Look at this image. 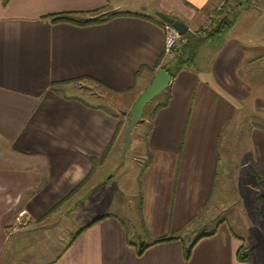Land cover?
Returning <instances> with one entry per match:
<instances>
[{
  "label": "crops",
  "instance_id": "crops-1",
  "mask_svg": "<svg viewBox=\"0 0 264 264\" xmlns=\"http://www.w3.org/2000/svg\"><path fill=\"white\" fill-rule=\"evenodd\" d=\"M2 1L0 264H264V216L255 206H264V0H232L223 12H237L232 24L198 40L193 61L170 79L168 100L136 152L144 159L138 240L117 216L95 214L66 242L58 237L57 254L43 262L22 258L30 237L58 228L72 206L109 181L97 182L99 170L117 161L129 109L167 59L153 12L192 31L215 0ZM95 11L118 13L88 24L50 21ZM91 79L123 96L122 109L74 94V82ZM227 183L231 191L214 198ZM211 219L201 231L210 234L185 259L201 233L188 227ZM160 236L174 239L139 255L127 242Z\"/></svg>",
  "mask_w": 264,
  "mask_h": 264
},
{
  "label": "rangeland",
  "instance_id": "rangeland-1",
  "mask_svg": "<svg viewBox=\"0 0 264 264\" xmlns=\"http://www.w3.org/2000/svg\"><path fill=\"white\" fill-rule=\"evenodd\" d=\"M230 3H232V0L229 2V5ZM224 8L222 9L224 10ZM209 26V22L205 19L203 25H200L196 30L193 29L190 32L194 37L201 40L204 39V35L206 34L205 30L209 29ZM168 57L166 56V58ZM72 85V91L77 90L74 94L77 92L81 94L85 93L87 97V93H92L99 98L98 100L96 98L94 99L95 103L107 108L109 107V109L111 107L115 112L122 109L119 107L122 105L120 102L123 101V96L120 95L118 97V95H112L92 81L80 80L74 82ZM55 89L57 90V87ZM63 90V92L68 93L67 91L69 89L65 88ZM165 100L166 92L164 89L142 108L141 120L134 125L130 132L132 143L125 151L124 156L120 158L118 155V159L115 162L106 161V164L99 170L100 177L102 176L104 179H100L97 182L106 181L107 176H110L109 181L101 184L97 192L88 195L87 198L85 196V199L83 198L78 204L72 206L66 214L67 216L64 221L57 226L58 228L53 227L50 231L46 230L49 231L48 233L43 232L44 229H42L32 235L33 237H30L29 241L31 247L26 248L28 252L24 253L25 256L22 257L23 259L27 260L33 255L39 256L40 262L51 259L59 250L60 243L58 242V237H61L66 242L70 236L74 235L83 226L88 218L101 213H109L120 218L125 223L130 238L135 241L138 240L137 234L142 233L144 228L140 216V184L142 161L144 159L139 158L136 152L138 147L143 145L146 140L149 126L151 127L153 117L157 111L155 107L157 104L164 103ZM116 103L121 105H116ZM132 154L133 156H131ZM132 157L134 160H132ZM232 188L233 185L231 183L221 185L220 187L218 186L213 197L223 199ZM262 194L264 196V192ZM255 206L264 216V206H262V209L260 203L255 204ZM211 227L212 219L208 225L201 226V224L197 225L196 223H192L188 228L194 229L195 231L193 232L198 234V232L209 230ZM135 231L136 234L134 233ZM187 232V230H181L177 235L183 238L188 244L189 241L187 240L190 235ZM23 259L21 262H24Z\"/></svg>",
  "mask_w": 264,
  "mask_h": 264
},
{
  "label": "trees",
  "instance_id": "trees-1",
  "mask_svg": "<svg viewBox=\"0 0 264 264\" xmlns=\"http://www.w3.org/2000/svg\"><path fill=\"white\" fill-rule=\"evenodd\" d=\"M5 2H6V0H3L2 4L4 5ZM227 8L228 7H225L224 10H226ZM224 10L215 12V18L210 21L209 29L205 30V32H206V34L204 35L205 39L212 37L213 35L221 32L222 30H225L226 28H228L232 24L234 17H235V14L237 12L230 11L229 15L227 16V15L223 14ZM93 13H95V16L92 18H88V19L78 17L76 14H71V13L52 14V15H50V21L51 22L75 23V24H78V23L79 24H88V23H92V22L95 23V22L105 21L110 16H112L118 12H111V13H100L99 12L98 13V11H95ZM155 19L162 25V22L156 16H155ZM184 37L186 38V42L183 45H181L177 50H175V52L173 54L169 55L167 60L162 65H160V68L164 69L168 73V75L170 76V79H172L179 70H181L185 66L189 65L194 59L195 48H196V45L198 43V40H200V39L194 37L193 34L188 30L185 32ZM201 40H203V39H201ZM91 81L96 83V84H99L102 87H104V89L106 91H108V92L111 91L105 85H103L101 82L93 80V79H91ZM55 84L56 83H50L49 84V90L54 91V92L57 91L55 89ZM168 87H169V85H167V87L165 89L166 100L164 101V103L157 104L155 109L156 108L158 109V108H160L166 104V101L168 100V97H169ZM127 117H128V114H127ZM127 119L125 120L124 124L122 123L123 128L127 124ZM97 219L98 218H96L95 220H97ZM86 226H88V225L83 226L80 230H82ZM208 234H210V233H207V232L206 233L205 232L199 233L198 235H196L195 240H193V242L189 246L184 248L183 255H184L185 259H187L188 255L190 253V249H191L192 245L194 244V242L198 238L205 236V235H208ZM172 239H174V238L173 237L160 236V237L152 239L150 242H147V243L132 244L129 241H127V242L135 247V252L137 255H139L144 251V249H146L148 246H150L152 244L164 242V241H168V240H172ZM240 258H243V257H240Z\"/></svg>",
  "mask_w": 264,
  "mask_h": 264
},
{
  "label": "water",
  "instance_id": "water-1",
  "mask_svg": "<svg viewBox=\"0 0 264 264\" xmlns=\"http://www.w3.org/2000/svg\"><path fill=\"white\" fill-rule=\"evenodd\" d=\"M153 14L161 22H165L175 28L178 34L183 35L187 31V26L183 22L168 17L160 11H154ZM169 81L170 76L168 75V73L160 67L157 68L153 74L150 83L144 88V90L132 103L128 112L127 124L125 125L122 131L123 144L119 151L120 158L124 156V153L131 142L130 131L134 127V125L140 120L142 108L147 103H149L155 95L160 93L162 90L166 89Z\"/></svg>",
  "mask_w": 264,
  "mask_h": 264
},
{
  "label": "built area",
  "instance_id": "built-area-1",
  "mask_svg": "<svg viewBox=\"0 0 264 264\" xmlns=\"http://www.w3.org/2000/svg\"><path fill=\"white\" fill-rule=\"evenodd\" d=\"M230 1L231 0H215L213 7L214 11L208 14V19L206 18L207 22L210 24V21L215 18V12L223 10L222 8H224V6L229 7ZM161 27L164 35V51L166 56H169L186 42V38L184 34H178L175 28L165 22H162Z\"/></svg>",
  "mask_w": 264,
  "mask_h": 264
}]
</instances>
